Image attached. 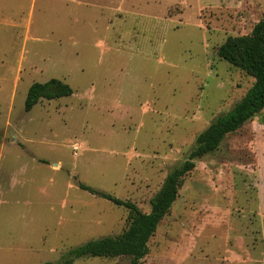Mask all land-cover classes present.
<instances>
[{
  "label": "rangeland",
  "instance_id": "374dc122",
  "mask_svg": "<svg viewBox=\"0 0 264 264\" xmlns=\"http://www.w3.org/2000/svg\"><path fill=\"white\" fill-rule=\"evenodd\" d=\"M264 0H0V264L121 233L254 78L218 46ZM73 93L30 111L29 86ZM138 264H264V109L196 160ZM72 264H131L129 256Z\"/></svg>",
  "mask_w": 264,
  "mask_h": 264
},
{
  "label": "trees",
  "instance_id": "16d2710c",
  "mask_svg": "<svg viewBox=\"0 0 264 264\" xmlns=\"http://www.w3.org/2000/svg\"><path fill=\"white\" fill-rule=\"evenodd\" d=\"M217 54L230 64L254 78L244 96L225 114L211 122L195 138L187 157L167 173L161 187L150 199V211L143 212L134 202L113 196L79 183V188L128 209V225L119 234L90 239L70 250L60 262L44 264H72L82 257L129 256L131 264L148 253V241L159 222L176 200L184 177L195 168L196 160L219 148L225 137L252 120L264 109V16L250 33L230 35L217 48ZM73 93L72 87L59 78L33 82L27 91L24 109L30 111L40 100H52Z\"/></svg>",
  "mask_w": 264,
  "mask_h": 264
}]
</instances>
